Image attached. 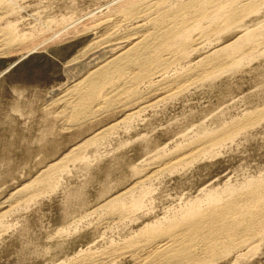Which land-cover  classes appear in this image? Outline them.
<instances>
[{"label":"rangeland","instance_id":"rangeland-1","mask_svg":"<svg viewBox=\"0 0 264 264\" xmlns=\"http://www.w3.org/2000/svg\"><path fill=\"white\" fill-rule=\"evenodd\" d=\"M220 1L248 6L233 22L213 23L182 68L236 43L247 29L262 39L238 41L234 63L126 110L119 107L124 99L105 90L84 109L75 96L83 89L87 98L95 89L88 74L135 31L119 34L102 22L115 16L117 0H0V40L8 36L0 52V216L10 225L0 237V264H140L146 253L136 255L134 243L156 237H139L144 225L166 228L183 211L210 209V200L246 195L264 182V0ZM56 34L68 35L24 50ZM19 36L25 45L9 42ZM86 47L95 49L73 62ZM54 165L63 171L38 198L30 200L32 190L16 195ZM142 192L145 199L129 214L104 207ZM262 228L252 244L200 263L264 264Z\"/></svg>","mask_w":264,"mask_h":264},{"label":"bare ground","instance_id":"bare-ground-1","mask_svg":"<svg viewBox=\"0 0 264 264\" xmlns=\"http://www.w3.org/2000/svg\"><path fill=\"white\" fill-rule=\"evenodd\" d=\"M247 3L229 2L227 4L220 0H194L190 4L178 5L175 2L171 4L170 0H117L118 10H116L117 13L115 16H111L110 20L102 22L105 25H109L110 28L112 27V30L118 33L119 31L123 32V30L127 31L128 28V31H135L131 34H124L125 36L122 37L124 40L120 39L118 40L119 42L114 44V55L88 74L89 79L87 80H90L89 82L91 84H95V89L87 93V98L83 96L82 88H80L82 89L80 92H77L79 91L77 90L78 88L76 89L77 91L75 92L78 93H75V96H78V105H76L84 109L90 103L93 104L92 102L95 99L97 100L101 91L105 90L107 96H109L108 94H113L115 98L119 96V98L124 99V102L117 104H119V107H126L124 109L127 110V107L130 105H135L154 93L170 91L172 88H177L181 91L184 88V84L185 87L186 83L193 85L204 74L207 75L214 69L234 63L238 52L241 50H238L240 46H238V41L248 40L254 44L253 42L256 43L261 38L252 34L255 30L250 31L247 29L243 34L244 36L235 41L236 43L217 49L194 64L191 61L188 62L192 64L188 67L186 65L187 69L181 67L183 63L190 60L193 54L198 51L196 47L200 43L197 44V42L201 39L207 40L209 33H211L209 28H211L213 23L223 20V18L226 19V22L235 21L239 15V10L246 8L248 6ZM3 12H0V20L3 19ZM116 18L120 19L119 23L116 22V24H113L112 22ZM198 31H200V34H195ZM68 34L63 36L56 34L42 41H39L40 39L37 38L32 46L30 45V47L24 48V50L27 49L29 51L52 41H61ZM117 36L119 35L117 34ZM7 37L5 38L4 36L1 38V47L7 46ZM10 38L9 42L10 40L12 43L19 42L21 43H18L20 46L25 45V41L28 40L23 36L14 39ZM209 45L211 44L209 43L206 46ZM14 46L13 48L15 49L16 47ZM250 46L248 44V47ZM92 49L95 48L86 47V49L78 54L73 62L87 56V53ZM5 50V47L1 48L0 52ZM7 52L5 53L6 55ZM0 54H3V52ZM178 67H181V70H178ZM77 85L79 84L77 83ZM73 88H76V86ZM160 100L163 101L164 98ZM261 110L263 111V109ZM139 112L136 113L137 116ZM131 117H135V114H132ZM221 135L225 138L229 137L227 132ZM95 140L89 139L88 142L94 143ZM212 143H214V140ZM77 149L79 150L78 147H75L72 152L75 153L74 151H77ZM72 152L70 151V153ZM73 153L70 156L72 155L75 158ZM70 159L73 160L72 158L68 160L71 161ZM76 159L78 161L79 159L84 160V157ZM61 168L60 166L56 168L55 165L52 168L49 167L45 174L42 173L43 175H39L40 177L33 181L32 185L24 190H20V192H16V195H21V193L23 194L24 192L32 190L29 196L30 200L38 198L39 194L43 190H46L47 186L52 185L51 183L55 173L59 170L60 172L63 171ZM146 194L145 192L140 193L137 200L132 199L129 203L123 200H117L116 198V200H110L108 204H104V207L117 210L118 212L128 213L130 208L136 209L140 207ZM208 203L213 205V207L210 209L193 207L194 210L188 209L183 211L180 219L169 222L166 228L162 222L144 225L138 232L139 237H156L151 240L153 244L148 240H146L148 244H145V242L144 244L139 242L134 243L136 244L134 247L136 248V255L146 253V257H142L140 264H204L200 263V261L203 259H206L207 262L213 261V259L221 255H227L234 247L240 249L252 244L255 239L261 236V230L264 226V182L261 181L256 186H252L251 191L246 195L233 196L230 200L218 201L213 199ZM17 204L19 205V203ZM6 217L7 215L0 216V237L5 235L4 233H7L10 229V225L6 222L4 223ZM203 261L205 262V260Z\"/></svg>","mask_w":264,"mask_h":264},{"label":"crops","instance_id":"crops-1","mask_svg":"<svg viewBox=\"0 0 264 264\" xmlns=\"http://www.w3.org/2000/svg\"><path fill=\"white\" fill-rule=\"evenodd\" d=\"M25 61H26V60H25ZM25 61H23L22 63H24ZM22 63H20V64H22ZM20 64L17 65L16 67H14V69H12V70L15 71V70L18 68V66H20Z\"/></svg>","mask_w":264,"mask_h":264}]
</instances>
